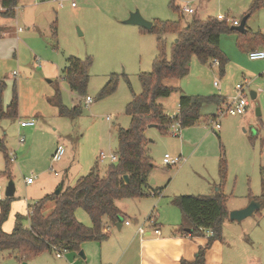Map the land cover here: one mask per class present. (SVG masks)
<instances>
[{
    "label": "rangeland",
    "instance_id": "rangeland-1",
    "mask_svg": "<svg viewBox=\"0 0 264 264\" xmlns=\"http://www.w3.org/2000/svg\"><path fill=\"white\" fill-rule=\"evenodd\" d=\"M254 1L19 0L13 18L0 17V26L7 29L1 34L4 29L0 27V80L6 84L2 103L4 108L9 107L15 90L18 114L13 119H0V141L8 154L6 159L0 149V185L5 188L11 180L15 187L3 224L6 232L16 221L28 228L31 202L53 194L62 178L64 186H73L79 177L91 171L104 175L107 166L114 163L108 159L99 161L98 155L101 151L116 152L118 127H129L125 107L133 93L141 92L139 75L151 71L159 54L154 32H142L138 26L123 23L130 13L138 10L153 26L160 21L175 22L179 29L192 17L203 19L221 14L230 28L248 15L245 29L248 35L256 37L264 33V3L254 7ZM184 5L195 8V12L183 13ZM246 38L243 33L223 32L219 50L227 59L224 67L213 59L202 62L192 56L185 76L165 81L173 90L168 97L159 98L158 103L167 115L178 112L180 94L213 95L229 101L237 84L244 85L249 107L242 115L217 117L218 129L205 118L216 111L212 103L201 107L202 121L179 128L178 135L170 127L166 133L153 126L146 128L147 146L154 164L149 181H154L152 187L164 188L163 195H212L219 183L218 170L223 160L226 177L220 190L225 195L226 207L263 194L264 173L260 170H264V60L248 58ZM175 39L173 33L162 35L168 58ZM69 56L91 61L86 89V95L92 99L90 105H85V96L71 92L64 79L63 68ZM111 74L117 75L115 91L98 98L97 93ZM58 92L62 105L67 109L77 105L79 113L59 115L55 104ZM250 92L255 93L254 99ZM25 119H33L35 127L20 128L19 122ZM20 137L24 139L22 145ZM54 141L63 145L65 152L60 161L52 163L48 150ZM11 154L15 156L13 161L9 160ZM164 154L179 157V163L168 168L162 162ZM5 168L10 178L1 174ZM55 173L60 176L55 177ZM26 178H32L34 184L27 186ZM6 199L3 195L2 200ZM150 199L120 202L124 203L123 211L133 216L138 215V206ZM48 207L47 204L46 211ZM75 218L85 226L91 225L82 208L75 210ZM104 224L108 226V238L116 228L112 222ZM222 229L221 236L226 242L223 259L231 249L238 256L256 255L264 262V201L242 222L227 221ZM84 250L81 249L83 253ZM78 253L67 251L60 259L54 254H44L35 264L83 262ZM16 262L15 258L0 254V264Z\"/></svg>",
    "mask_w": 264,
    "mask_h": 264
},
{
    "label": "trees",
    "instance_id": "trees-1",
    "mask_svg": "<svg viewBox=\"0 0 264 264\" xmlns=\"http://www.w3.org/2000/svg\"><path fill=\"white\" fill-rule=\"evenodd\" d=\"M19 0H0V17L13 18L15 7ZM263 4L264 0H255L254 7ZM182 17V15H181ZM231 28V27H230ZM226 24V18L208 16L200 19L192 17L182 29L177 23L160 21L149 30L140 28L142 32H154L156 35L158 56L154 59L150 72L140 73L139 81L141 92L132 94L125 107V114L129 118V127H118L117 132V160L107 166L105 174L97 171L77 179L75 185L62 187L59 194H49L37 202L29 205V226L24 228L16 221L9 232L3 230L9 209L10 198L0 201V254L15 259H28L42 253L55 251H80L81 246L91 241L102 242L107 239L103 225V218L112 223L120 221L121 211L117 202L124 199H137L145 196H159L161 190H151L149 174L154 168L147 146L145 130L149 125L156 127L159 132L166 133L173 120H177L179 127L192 126L201 121V107L205 103L215 105L225 104L226 100L219 96H188L180 94L178 98V112L174 118L165 114L159 98L168 97L173 90L165 84L169 79H180L188 72L190 58L196 56L200 61L213 59L219 66L226 64L225 55L219 50L220 36L223 32H237ZM173 33L175 40L170 49V57H166L162 45V35ZM239 33V32H237ZM247 38V49L264 48V36L254 37L243 33ZM63 68L64 79L71 92L86 97L89 81L88 68L91 65L89 58L80 59L75 56L67 58ZM225 63V64H224ZM117 86V75H109L108 81L97 93L98 98L112 94ZM6 87L0 80V119L17 117L16 93L13 90L9 107L4 108L2 94ZM55 104L61 116H74L79 113L78 106L65 108L56 95ZM208 118L207 122H212ZM0 149L8 159V154L2 141ZM170 168V167H168ZM6 169V168H5ZM264 173V170H260ZM10 178L8 170L1 172ZM127 175L129 182L125 183L123 175ZM226 177V162L220 163L218 170V191L212 195H178L172 200L188 221L191 233L200 230H210L213 235L204 247L195 253L194 260H181L180 264H204L205 250L212 239L219 238L222 225L228 218L225 206V195L220 186ZM256 200L264 201V192ZM52 203V209L45 213L46 203ZM82 208L88 215L91 225L85 226L75 218V210ZM18 220V217H17Z\"/></svg>",
    "mask_w": 264,
    "mask_h": 264
},
{
    "label": "crops",
    "instance_id": "crops-1",
    "mask_svg": "<svg viewBox=\"0 0 264 264\" xmlns=\"http://www.w3.org/2000/svg\"><path fill=\"white\" fill-rule=\"evenodd\" d=\"M2 27V29L5 28V26ZM6 30L7 29L1 31V34ZM216 87H218V85ZM216 107V111L211 115H208L209 117H205L206 119L214 117L216 113L224 107V104L216 105ZM201 117L202 121L203 116L201 115ZM32 127H35V124L29 128ZM56 144L57 143L55 141L50 143L51 146L48 150L50 157ZM48 147L49 145L47 148ZM28 150H31L30 145ZM54 176L59 177L60 175L55 173ZM61 182L63 183L62 187H64L63 178ZM153 183L150 182V189L154 191L160 189L161 192L159 197H152L151 195L142 197H150L151 199L142 206L140 204L138 206V215L133 216L126 214L122 208L124 203L118 201L117 206L121 211V218L120 221L116 223H119L120 227L117 228L115 225L116 223H112L116 230H114L106 240L102 242L91 241L83 244L81 246V249H85V256L83 258L81 257V259H84L83 262H74L72 260L70 264H180L181 260H194L195 253L200 247H204L206 245L211 236H207L205 229L200 230L198 233L185 232L184 229H190V225L172 200L179 194L163 195L162 190L164 188L157 186L152 187ZM33 184L34 182L27 184V186H32ZM218 186L219 183L217 187L214 188V193L218 191ZM255 198L256 197L249 196L239 205L230 208L226 207V209L229 213L232 210L244 208L251 200H256ZM38 200L32 201L31 203L37 202ZM47 204L50 206V208L48 207L47 211L44 209L45 213H48L52 209V203L48 202L45 206H47ZM126 221L129 223L125 224ZM227 221L231 223L236 222L227 218L223 223V227ZM104 223H108L106 218H103V225H105ZM106 227L108 228V226ZM140 227L143 228L142 234H140L138 231ZM154 229H158L159 234H155ZM223 229L221 230L220 237L212 239L209 247L205 250L204 264H264V262L259 260L256 255L244 257L238 256L237 251H232L231 249L223 259V248L226 244L221 236ZM3 230L5 232L7 231L4 227ZM108 231L109 230L106 232L107 234ZM228 247H230V244H228ZM44 254L52 255L54 253H42L25 260L16 259V263L35 264V260Z\"/></svg>",
    "mask_w": 264,
    "mask_h": 264
},
{
    "label": "built area",
    "instance_id": "built-area-1",
    "mask_svg": "<svg viewBox=\"0 0 264 264\" xmlns=\"http://www.w3.org/2000/svg\"><path fill=\"white\" fill-rule=\"evenodd\" d=\"M74 3H72L73 5ZM182 12L183 13H187V14H193L195 12V9L193 7H190L188 5H184L182 8ZM218 20H223L225 17L221 14H218L217 16ZM233 24H236L235 22H233ZM237 25V24H236ZM264 36V33H263ZM248 58L250 60H264V50L263 49H253V50H249L247 52ZM215 64H218V61L214 60L213 61ZM214 85L217 86L218 84L216 82H214ZM235 91V95L229 100L226 101V103L224 104V107L216 113V115L213 117L212 123H214V128L218 129L219 128V123L218 120L216 119L219 116L222 115H230V116H238V115H242L246 113L247 108L249 107V103L246 99V94H245V88L243 84H237L234 88ZM84 103L85 105H90L92 103V99L88 96L85 97L84 99ZM176 116V114L171 115V118H174ZM110 118L107 117V120H109ZM35 124L34 120H21L19 122V127L23 128V127H31ZM170 128H173L175 130V135H178L179 131V124L177 120H173V122L170 124ZM24 142V139L22 137L19 138V144L22 145V143ZM65 152V148L63 145L61 144H56L54 151L50 157V161L52 163L59 161L63 154ZM15 158V156L13 154L10 155L9 160L13 161V159ZM98 159L99 161H103L108 159L111 162H115L117 160V155L113 152L110 153H104L103 151H101L98 155ZM180 158L179 157H171L168 154H164L163 158H162V162L165 166L170 167L173 165H176L177 163H179ZM50 171H53V168L50 167L49 168ZM54 172V171H53ZM33 182L32 178H26L25 183L26 184H31ZM4 195V188L0 185V201H2V197ZM31 213V210H30ZM29 213V214H30ZM150 219V218H148ZM147 219V220H148ZM129 222H125V224H128ZM108 228L105 227V231L107 232ZM139 233L142 234L143 233V228L140 227L138 229ZM207 234L209 236H212L213 233L210 230H206ZM154 233L155 234H159V230L158 229H154ZM64 252L63 251H55L54 255L57 258H61Z\"/></svg>",
    "mask_w": 264,
    "mask_h": 264
},
{
    "label": "water",
    "instance_id": "water-1",
    "mask_svg": "<svg viewBox=\"0 0 264 264\" xmlns=\"http://www.w3.org/2000/svg\"><path fill=\"white\" fill-rule=\"evenodd\" d=\"M248 15H246L245 17L242 18V20L240 21V23H238L237 25H233L231 26V30L237 31L239 33H245L246 29H245V22L247 19ZM124 24H129V25H135L138 26L140 28H143L145 30H149L152 26V22L151 21H147L145 20L139 13L138 10H135L134 12L130 13L128 15V18L126 20L123 21ZM250 97L251 99L255 98V93L254 92H250ZM256 114L259 115V111L258 109H256ZM153 125H149L148 127H152ZM154 127V126H153ZM122 179L125 183L129 182L128 176L125 174L122 176ZM151 183H153V180L151 181ZM62 182L59 184V186L57 187V189L54 191V194L57 195L59 194V192L62 189ZM15 191V187L14 184L11 180H9L4 188V196L7 198H10L13 196ZM261 207V202L260 201H256V200H251L244 208L241 209H236V210H232L228 213V218L231 221H236V222H241L243 219H245L246 217L250 216L255 210H258ZM117 226V228L120 227V224L116 223L115 224ZM185 232H191V229L189 228H185L184 229ZM79 256H81L82 258L84 257V253L83 251H79Z\"/></svg>",
    "mask_w": 264,
    "mask_h": 264
}]
</instances>
